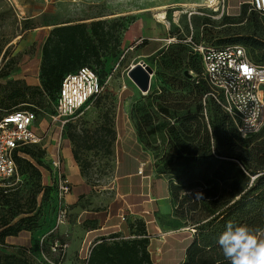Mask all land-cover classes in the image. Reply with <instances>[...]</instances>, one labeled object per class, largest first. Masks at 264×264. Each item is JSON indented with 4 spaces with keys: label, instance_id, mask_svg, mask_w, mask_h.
I'll return each mask as SVG.
<instances>
[{
    "label": "rangeland",
    "instance_id": "obj_1",
    "mask_svg": "<svg viewBox=\"0 0 264 264\" xmlns=\"http://www.w3.org/2000/svg\"><path fill=\"white\" fill-rule=\"evenodd\" d=\"M203 1L0 0V117L12 106L7 100L8 95L29 87L26 98L19 100L26 103L16 109L29 104L41 110L36 125L41 141L34 146V152L44 151L41 166L44 174L40 183L35 172H18L0 185L26 193L30 207L34 193H38L32 214L36 227L8 238V244L24 247L39 263L82 264L99 238L115 232L130 237L129 224L140 218L146 222L151 236L149 249L153 264L182 262L194 231L184 227V221L175 215L168 176L159 172L157 153L148 146L160 143V133L151 136L147 131L165 119L155 107L158 102L164 103L159 98L163 95L161 89L173 95L178 92L187 96V104L196 94L188 85L187 91H183L173 90L171 83H167L168 79L174 78L157 64L163 61L159 52L146 55L151 49V39L158 34V42L163 45L161 52L170 48L168 54L179 45L193 51L188 40L221 45L222 39H242V36L252 34L264 42V13L252 10L250 0L240 3L235 15L231 14V4L235 5V0H221L218 6L217 3L212 7H182ZM245 4L248 5L246 16L242 17ZM161 6H169L165 10L167 20L171 22L169 25L156 17L155 8ZM184 9L186 12L177 18L176 12ZM226 17L232 20H225ZM89 18L105 19L109 26L113 24L115 33L110 48L104 53V65L92 64L104 88L91 103L63 123L56 115L55 95L45 93L39 104L32 101L37 92L35 89L41 88V49L37 43L42 42L57 24L90 22ZM134 22L131 32L142 34L143 38L131 43L125 41V32ZM26 23L34 28L25 31ZM174 35L178 41L170 43L168 39ZM248 49L253 58L251 48ZM178 60L181 75L177 81H185V73H195L186 65L191 62L198 65L196 56L181 53ZM141 61L154 70L148 91H142L129 76L131 66ZM138 108L147 109L155 117L153 126L143 127L144 135H139L136 127L139 121L133 118L134 109ZM206 109L216 108L209 104ZM111 127L116 140L109 154L107 145L112 138ZM232 133L244 146L264 143V128L245 139L238 137L234 129ZM87 136L100 137L95 149L85 148ZM59 159L61 175L54 168V161ZM66 185L67 190L63 189ZM47 240L49 243L55 241L50 252L44 250ZM55 260L61 262L55 263Z\"/></svg>",
    "mask_w": 264,
    "mask_h": 264
},
{
    "label": "trees",
    "instance_id": "obj_2",
    "mask_svg": "<svg viewBox=\"0 0 264 264\" xmlns=\"http://www.w3.org/2000/svg\"><path fill=\"white\" fill-rule=\"evenodd\" d=\"M247 7V4L243 6L242 17L246 16ZM225 20L232 19L226 17ZM32 28L34 27L26 23L24 30ZM114 34L113 24L109 26L105 19L55 25L46 38L37 43L41 49V88L35 89L37 92L32 101L39 104L46 93L55 95V104L65 75L83 66L95 69L93 63L102 67L104 53L110 48ZM241 38L222 39L220 44L243 42L251 48L253 60L264 63V42L252 34ZM169 50L170 48L160 51L163 61H156L164 73L167 72L174 78L168 79L167 83H171L173 90L183 91H187L188 85L192 87L196 97L187 104V96L179 95L178 92L173 95L166 89H161L163 95L159 98L164 103L158 102L155 107L157 113L162 114L165 119L149 129L147 135L160 133V143L148 146L157 153L159 172L168 176L175 215L184 221V227L194 230L185 259L179 264H229L216 244L225 225L232 221L234 224L264 229V143L242 145L232 133L234 129L238 137H241L237 128L222 109L210 98H206L204 104L208 86L201 77L200 57L193 51H187L182 45L177 46L175 51H170L171 54H168ZM256 51L259 54H254ZM181 53L194 54L198 63L186 65L195 73H185V81H177L181 75L178 60ZM24 89L8 95L7 100L12 102V106L7 107L8 113L20 110L16 108L26 103L19 101L28 95L29 87ZM209 104L216 109H204ZM149 105L152 106V102ZM32 110L37 113L41 111ZM133 118L139 121L136 125L139 135H144L143 127L153 126L155 119L154 113L140 108L134 109ZM111 132L112 138L107 145L109 154L116 140L112 127ZM98 142L100 137L87 136L85 148L95 149ZM35 145L18 149L15 160L18 172H35L36 180L40 183L44 174L41 170L44 151L36 154ZM37 194L34 193L33 206L30 207L31 202L26 193L13 190L11 186L0 187V264H47L34 260L24 247L7 243L8 238L36 227L32 214L36 208ZM129 230L130 237L115 232L99 238L82 264H153L149 249L151 236L146 222L137 218L129 224ZM54 243V240L50 243L45 241L44 250L50 252ZM57 248L62 247L55 249ZM60 262L61 260H55V263Z\"/></svg>",
    "mask_w": 264,
    "mask_h": 264
},
{
    "label": "built area",
    "instance_id": "obj_3",
    "mask_svg": "<svg viewBox=\"0 0 264 264\" xmlns=\"http://www.w3.org/2000/svg\"><path fill=\"white\" fill-rule=\"evenodd\" d=\"M250 4L252 10L264 13V0H250ZM168 41L177 42V36ZM188 41L202 62L201 77L208 86L204 104L206 98L212 99L242 138L259 133L264 128V63L253 60L248 47L241 43L216 45ZM103 88L98 73L90 66L65 75L55 102L56 115L65 123L101 94ZM25 106L0 120V185L18 175L17 150L41 141L36 130L39 113L32 110L39 108ZM54 168L61 175L60 159L54 161ZM63 189L67 190L68 186Z\"/></svg>",
    "mask_w": 264,
    "mask_h": 264
},
{
    "label": "clouds",
    "instance_id": "obj_4",
    "mask_svg": "<svg viewBox=\"0 0 264 264\" xmlns=\"http://www.w3.org/2000/svg\"><path fill=\"white\" fill-rule=\"evenodd\" d=\"M216 244L229 264H264V229L229 221Z\"/></svg>",
    "mask_w": 264,
    "mask_h": 264
},
{
    "label": "crops",
    "instance_id": "obj_5",
    "mask_svg": "<svg viewBox=\"0 0 264 264\" xmlns=\"http://www.w3.org/2000/svg\"><path fill=\"white\" fill-rule=\"evenodd\" d=\"M235 1H236L235 5L231 4V14H234V15L237 14V11L239 10V4L240 3H244L247 0H235ZM232 8H235V11H232ZM94 18H89V19L91 20V19H94ZM84 21L86 22V20H84ZM91 21H93V20H91ZM66 22H71V21H65V22H62L60 24H64ZM75 22H80V21H75ZM135 22L132 23L131 26H129L128 29H127V31L125 32V36H126L125 37L126 38L125 41H129V42L133 43V42L137 41L139 38H143L142 37L143 36L142 34H139L138 35L136 33H132L131 32V30H132L131 27L135 24ZM168 22H169V24H171L170 21H168ZM159 39H160V37L158 36V34L157 35H153V37L151 39V42H150L151 49L149 50L148 53H146L147 56H151V55L157 54L158 52H160L162 50V46L163 45L158 42ZM39 68H40V64H39ZM204 109H206V107H204ZM184 259H185V256H184ZM184 259L182 261H184Z\"/></svg>",
    "mask_w": 264,
    "mask_h": 264
},
{
    "label": "water",
    "instance_id": "obj_6",
    "mask_svg": "<svg viewBox=\"0 0 264 264\" xmlns=\"http://www.w3.org/2000/svg\"><path fill=\"white\" fill-rule=\"evenodd\" d=\"M153 75V68L144 61L138 62L129 71V76L142 91H148L150 89Z\"/></svg>",
    "mask_w": 264,
    "mask_h": 264
},
{
    "label": "bare ground",
    "instance_id": "obj_7",
    "mask_svg": "<svg viewBox=\"0 0 264 264\" xmlns=\"http://www.w3.org/2000/svg\"><path fill=\"white\" fill-rule=\"evenodd\" d=\"M217 3H218V0H204L202 3L193 2V3L183 4L182 7H184V8H192L194 6H207V7H212L214 4H217ZM168 7L167 6H161V7L155 8V10H156V12H155L156 17H158L159 19H161L160 22H163L166 25H169V22L167 20L168 16L166 17V12H165V10ZM185 12H186V9H184L182 11H177L176 12L177 18L180 17Z\"/></svg>",
    "mask_w": 264,
    "mask_h": 264
}]
</instances>
